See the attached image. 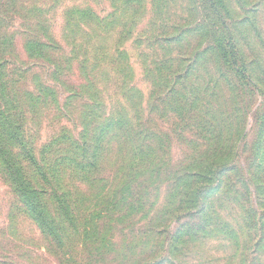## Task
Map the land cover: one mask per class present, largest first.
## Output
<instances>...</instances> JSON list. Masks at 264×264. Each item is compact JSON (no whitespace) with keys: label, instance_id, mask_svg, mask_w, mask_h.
Masks as SVG:
<instances>
[{"label":"rangeland","instance_id":"obj_1","mask_svg":"<svg viewBox=\"0 0 264 264\" xmlns=\"http://www.w3.org/2000/svg\"><path fill=\"white\" fill-rule=\"evenodd\" d=\"M221 1V13L238 38L245 66L261 85L262 92L255 96L244 89L238 90L239 100L234 99L235 92L223 84L213 85L214 75L233 78L228 64L214 59L219 45H224L223 28L216 24L206 0H0V62L7 86L16 96L14 119L27 148L35 156H52L57 138L78 139L82 109L92 103L98 105L97 114L98 109L103 116L119 112L169 135V160L175 166L207 144L193 116L186 115L183 121L153 107L151 95L160 83L155 80L157 70L171 76L181 69L190 73L186 86L194 94L195 111L212 105L227 111L226 121L233 125L237 111L243 110V133L235 136L239 141L233 163L246 173L255 164L258 139H264V0ZM32 41L48 47L32 52ZM42 87L52 93L30 103L29 93L37 94ZM116 147L110 136L103 144L109 155L99 173L112 176L115 164L111 163L119 157ZM166 188L163 183L161 196ZM217 206L222 221L214 218L207 236L179 246V252L157 254L156 246L164 240L159 235L167 236L166 228H157L142 212L128 222L114 221L108 237L122 252L99 264H239V259L264 264V248L255 253L254 235L241 222L239 209L230 200ZM228 228L234 241L226 235ZM75 251L81 264H90L83 249ZM0 264H59L46 239L22 212L1 164Z\"/></svg>","mask_w":264,"mask_h":264},{"label":"trees","instance_id":"obj_2","mask_svg":"<svg viewBox=\"0 0 264 264\" xmlns=\"http://www.w3.org/2000/svg\"><path fill=\"white\" fill-rule=\"evenodd\" d=\"M205 5L213 12L216 24L223 28L224 45H219L218 58L214 59L228 64L233 78L224 73L220 77L214 75L213 85L223 84L235 92L233 98L238 100V90H246L251 96L262 92L261 85L245 66L238 38L224 21L222 1L206 0ZM212 23L211 29L216 25ZM31 43L32 52L48 47L46 43ZM157 71L155 80L160 83L151 95L155 100L153 107L160 106L159 110L171 112L183 121L186 115L193 116L192 121L198 124L207 141L203 148H195L175 166L169 160V135L133 122L135 119L119 112L103 116L98 109L97 114L98 105L92 103L84 104L82 109L83 125L78 139L57 138L54 146L58 148L52 156H35L27 148L22 129L16 125L13 113L16 96L7 86L4 64L0 62L2 172L22 212L46 239L59 264H81L77 248L88 255L90 264L104 262L110 255L119 257L121 249L108 237L111 223H124L137 212H142L157 228H166L167 236L159 235L164 240L158 242L157 254L179 252V246L208 235L212 220H221L215 209L217 204L227 200L239 209L241 222L250 236L254 235L250 238L255 253L264 248V139L259 138L256 143L255 164L241 173L233 157L239 141L235 136L243 133L240 117L243 110L237 111L233 125L226 121L227 111L212 105L195 111L194 94L186 86L189 71L177 69L171 76ZM38 90L37 94L29 93L30 103L52 93L50 88ZM96 119L98 124L92 127ZM110 136L115 138L119 157L111 163L115 164L112 176H106L99 173V168L109 155L103 144ZM163 183L167 188L161 196ZM171 222L174 225L170 228ZM226 235L234 241L229 228ZM239 264L255 263L252 259H239Z\"/></svg>","mask_w":264,"mask_h":264}]
</instances>
